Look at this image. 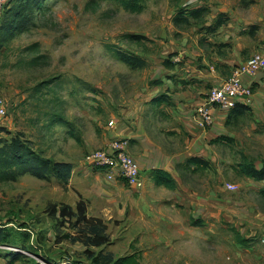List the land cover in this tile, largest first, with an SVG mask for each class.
Listing matches in <instances>:
<instances>
[{
    "label": "rangeland",
    "instance_id": "1",
    "mask_svg": "<svg viewBox=\"0 0 264 264\" xmlns=\"http://www.w3.org/2000/svg\"><path fill=\"white\" fill-rule=\"evenodd\" d=\"M13 1L2 9L0 25ZM129 1L141 10L131 11L119 0H41L25 29L0 46V99L6 108L0 138L19 135L35 152L73 165L66 180L25 174L0 181V226L6 232L0 264H93L81 242H58L74 231L48 213L53 204L75 208L81 199L86 216L100 218L107 229L108 243L89 247L94 254L110 251L118 258L138 252L141 264H264V195L259 193L264 180L234 170L245 152L254 161L264 157V136L243 140L245 146L209 144L214 155L204 158L207 166L186 165L187 158L176 164L178 189L170 216L175 221L189 216L184 228L164 230L148 220L142 231L140 223L122 215V206L98 198L92 177L108 173L87 163V154L114 139L128 140L118 132L109 137L118 131L111 125L114 117L133 109L151 89L163 61L176 54L165 43L187 27L172 23L181 0ZM116 50L138 54L147 65L131 69ZM174 139L159 144L173 154L187 149L180 136ZM130 157L144 183L143 170Z\"/></svg>",
    "mask_w": 264,
    "mask_h": 264
},
{
    "label": "crops",
    "instance_id": "2",
    "mask_svg": "<svg viewBox=\"0 0 264 264\" xmlns=\"http://www.w3.org/2000/svg\"><path fill=\"white\" fill-rule=\"evenodd\" d=\"M192 8L207 9L204 21L198 22L184 15L190 24L186 25L184 32L176 30L181 32L179 38H168L165 43L169 50L176 51L177 55L169 54L173 65L161 66L160 73L155 74L152 81L160 82H151V89L137 98L133 109L117 114L112 127L116 125L118 131L109 133V137L118 132L128 138V153L143 170V187L130 188L103 172L102 176L96 173L92 177L93 184L100 191L98 198L114 202L117 208L122 206V215L132 217L134 224L140 223L142 231H145L143 224L147 227L148 220L161 224L164 230L184 228L189 220L187 215L176 221L170 216L176 203L172 193L178 188L171 190L156 185L150 178L152 169H166L177 181L176 164L191 156L211 158L214 155L211 154V145L216 144L212 140L216 136L230 137L242 146H245L243 140L264 136V71L242 76L243 84L253 92L249 103L238 101L248 108L243 115L232 114L226 122L231 109L213 107V121L206 127L200 125L196 115L197 106L202 104L211 86L222 84L237 66L254 52L264 49V0H181L172 18L179 10L186 14ZM219 14H224L226 20L212 29L211 25ZM178 136L187 147L184 151L168 153L159 144L162 141L176 142L174 138ZM245 155L248 156L246 152ZM263 160L264 157L253 161L260 168ZM100 176L105 177L101 190L99 181L104 178L100 179Z\"/></svg>",
    "mask_w": 264,
    "mask_h": 264
},
{
    "label": "trees",
    "instance_id": "3",
    "mask_svg": "<svg viewBox=\"0 0 264 264\" xmlns=\"http://www.w3.org/2000/svg\"><path fill=\"white\" fill-rule=\"evenodd\" d=\"M119 1H121L125 8L131 11L138 12L141 10V6L138 5L136 1ZM9 2L10 0L7 3ZM40 5L41 0H14L13 4L6 8L2 24L0 25V46L8 43L16 33L22 32V30L25 29L24 27L29 20L28 16L31 15V13ZM206 13V8H192L188 10L186 14L179 10L172 18V21L177 27H180L181 24L189 25L190 22L184 15L201 22L204 21V15ZM225 20V15L219 14L217 19L211 25V28L216 29L222 25ZM129 37L133 39L143 38L140 35L134 34H129ZM115 56L120 61L127 64L131 69H141L147 65L146 59L138 54L116 50ZM163 64L166 67H171L173 65L166 60L163 61ZM159 82L160 81L155 80L152 83L157 84ZM247 109V107L236 103L235 106L231 108L226 122L231 119L232 114L240 116L243 115L244 111ZM212 141L216 143H230L233 142V139L220 135L216 136ZM262 163V166L257 168L253 159L242 156L240 161L235 165L234 170L242 176L250 177L255 180H264V160ZM185 164L203 167L208 165V161L202 157L191 156L187 158ZM72 168L73 165L69 162L56 161L42 155L41 153L35 152L29 147L27 140L19 135L10 140L0 138V181H14L19 176L25 174L38 179L55 177L59 180H66L71 174ZM150 178L156 185H161L171 190L177 187V181L166 169H152L150 172ZM259 193L264 195V188H261ZM48 213L55 221H59L61 226L64 223H68L71 226L70 228L74 231V235L72 236L69 233L63 234L58 242L68 238L71 241L76 240L81 242L87 247L85 252L90 258H92L93 264H141V255L138 252L128 253L118 258H115L110 251H100L98 254H94V251L89 247L97 248L108 243L107 229L106 225L100 218L86 216V206L82 199L76 203L75 208L65 203H60L59 205L53 204L48 210ZM73 217L76 218V221L74 222H72ZM5 238L6 232L3 230V227L0 226V244L5 242Z\"/></svg>",
    "mask_w": 264,
    "mask_h": 264
},
{
    "label": "built area",
    "instance_id": "4",
    "mask_svg": "<svg viewBox=\"0 0 264 264\" xmlns=\"http://www.w3.org/2000/svg\"><path fill=\"white\" fill-rule=\"evenodd\" d=\"M8 1L0 0V15ZM259 71H264V49L253 53L237 66L222 84L211 86L208 89L202 104L196 108L200 125L206 127L212 123L211 109L213 107L231 109L239 100L249 103L252 89L243 84L242 76H252ZM5 116L6 108L3 100L0 99V125ZM127 145L128 140L126 139H114L109 141L106 147L89 152L85 161L95 168L105 170L108 173L107 176L123 179L129 186L139 189L143 187L144 183L141 180L137 164L128 154ZM228 187L232 188L231 185Z\"/></svg>",
    "mask_w": 264,
    "mask_h": 264
}]
</instances>
